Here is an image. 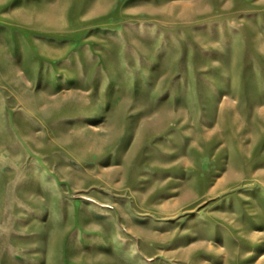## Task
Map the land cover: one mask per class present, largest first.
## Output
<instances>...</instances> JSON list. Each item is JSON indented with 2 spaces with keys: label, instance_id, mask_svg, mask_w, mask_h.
<instances>
[{
  "label": "rangeland",
  "instance_id": "rangeland-1",
  "mask_svg": "<svg viewBox=\"0 0 264 264\" xmlns=\"http://www.w3.org/2000/svg\"><path fill=\"white\" fill-rule=\"evenodd\" d=\"M252 170L264 0H0V264H264Z\"/></svg>",
  "mask_w": 264,
  "mask_h": 264
},
{
  "label": "bare ground",
  "instance_id": "bare-ground-1",
  "mask_svg": "<svg viewBox=\"0 0 264 264\" xmlns=\"http://www.w3.org/2000/svg\"><path fill=\"white\" fill-rule=\"evenodd\" d=\"M90 98H91V96H88V95L73 96L71 98L72 101L69 102V104L71 105L72 108L74 107L77 109H81L82 108L81 104L83 102H85L86 100H90ZM253 171L254 170L251 171L252 173H250L249 176L254 173ZM253 177L255 179H263V181H264V173L253 174ZM249 178H251V177H249Z\"/></svg>",
  "mask_w": 264,
  "mask_h": 264
}]
</instances>
